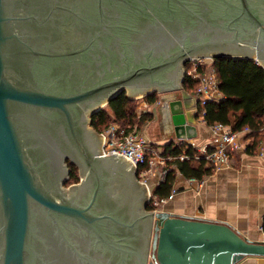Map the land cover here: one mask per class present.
I'll return each mask as SVG.
<instances>
[{
	"label": "water",
	"instance_id": "95a60500",
	"mask_svg": "<svg viewBox=\"0 0 264 264\" xmlns=\"http://www.w3.org/2000/svg\"><path fill=\"white\" fill-rule=\"evenodd\" d=\"M200 57L264 67V0H0V264L264 256V241L226 223L145 210L132 162L102 155L89 126L122 91H179L169 101L174 136L193 139L183 65ZM66 158L82 177L68 189Z\"/></svg>",
	"mask_w": 264,
	"mask_h": 264
},
{
	"label": "built area",
	"instance_id": "2783aa9c",
	"mask_svg": "<svg viewBox=\"0 0 264 264\" xmlns=\"http://www.w3.org/2000/svg\"><path fill=\"white\" fill-rule=\"evenodd\" d=\"M212 58L200 57L193 58L189 62V66L185 69V73L191 79L197 81L195 91L190 93L193 99V105L187 109L194 112V125H201L207 131L208 141L198 144L193 139H170L177 145L182 147V151L178 155L166 154L162 155V147L156 142L149 140L145 134V128H138L137 125L131 129H126L119 123H111V125L101 133L102 136V155L120 154L132 162L136 177L139 182L144 183L147 190L148 203L152 206L151 210L159 211L162 206L176 194V187L172 186L167 197H158L154 191L159 182L162 181L169 171L168 162L175 159L180 161L188 160L191 157L202 160L204 166L217 170L230 164L231 158L235 152L246 150L253 141L248 135L249 127L241 130H233L229 125L214 122L208 124L204 119L205 105L208 102L218 101L222 98V93L218 87V75L212 66ZM183 87V86H182ZM181 98L179 91L167 92L160 95L155 102H147L151 109L160 106L162 113L166 119L171 122L169 114V101ZM139 116V112L136 113ZM147 125V122H145ZM190 145L193 152L190 154L185 148ZM256 153L264 158V141H260L256 148ZM150 177H155V181H148ZM186 179V178H185ZM192 184L197 179H186ZM262 230V229H261Z\"/></svg>",
	"mask_w": 264,
	"mask_h": 264
},
{
	"label": "trees",
	"instance_id": "16d2710c",
	"mask_svg": "<svg viewBox=\"0 0 264 264\" xmlns=\"http://www.w3.org/2000/svg\"><path fill=\"white\" fill-rule=\"evenodd\" d=\"M188 66L189 64L186 65V68ZM212 66L218 75V87L222 98L206 103L204 119L208 124L214 122L227 124L233 130L249 127L248 135L253 138V141L248 148L254 151L257 144L264 141V67L255 60L231 57L213 58ZM196 85L197 81L185 73L182 80L183 88L189 93H193ZM158 99V92L152 91L144 95L141 101L155 102ZM137 102L127 96L125 91L120 92L109 100L106 104L107 108H102L91 115L92 126L98 132H103L112 122H117L126 129H131L136 124L139 125L145 120L151 119L152 116L149 112L142 111L139 116L135 113L134 110L139 104ZM161 147L162 155H178L182 151V147L173 140L161 144ZM185 151L191 154L193 148L188 145ZM168 165L171 166L169 171L154 191L158 197L169 195L177 173L186 179L200 180L214 171L212 168L204 166L202 160L193 157L183 161L175 159L168 162ZM70 166L71 171L65 185L79 179L77 167ZM151 208L152 206L148 203L147 209Z\"/></svg>",
	"mask_w": 264,
	"mask_h": 264
},
{
	"label": "crops",
	"instance_id": "0c3cea01",
	"mask_svg": "<svg viewBox=\"0 0 264 264\" xmlns=\"http://www.w3.org/2000/svg\"><path fill=\"white\" fill-rule=\"evenodd\" d=\"M147 102L141 101L139 110L149 112L152 116L150 121H153L155 109H151ZM170 126L164 123L158 132L146 126L145 134L149 140L161 145L175 139L172 124ZM196 129L194 142L208 141L204 127L198 125ZM174 186L176 194L160 210L226 223L242 237L264 241V158L255 149L235 152L228 166L214 170L192 184L177 173ZM236 264H264V256H248Z\"/></svg>",
	"mask_w": 264,
	"mask_h": 264
},
{
	"label": "rangeland",
	"instance_id": "374dc122",
	"mask_svg": "<svg viewBox=\"0 0 264 264\" xmlns=\"http://www.w3.org/2000/svg\"><path fill=\"white\" fill-rule=\"evenodd\" d=\"M187 64H189V62H188ZM157 92H158V91H157ZM158 94H159V97H160V95L163 94V93L158 92ZM142 98H143V96H139V97H137V98H133V99H135V100L138 101L137 103H139L138 105L136 104L137 106H136V108H135V110H134L135 113L139 112V115H141V113H142V111L139 110V107H140V105H141V100H142ZM103 108H107L106 105H104ZM162 112H163V111H162L161 107H160V106H157V108L154 110V113H152V114H153V121H150L151 119L145 120L144 123H142V124H139V125L136 124L137 127H138V128H144V127L148 126L147 129H148V128H151V130H153L154 132H158L159 129H162L161 125H164V123L168 124V126L171 127V126H170L171 124L169 123V120L166 119V117H164L165 115H164ZM163 115H164V116H163ZM151 118H152V117H151ZM148 121H150V123L147 124V125H145V122H148ZM112 123H115V122H112ZM149 125H150L151 127H149ZM155 180H156L155 177H150V178L148 179L149 182H150V181L153 182V181H155ZM150 210H151V209H150Z\"/></svg>",
	"mask_w": 264,
	"mask_h": 264
},
{
	"label": "flooded vegetation",
	"instance_id": "af4514ba",
	"mask_svg": "<svg viewBox=\"0 0 264 264\" xmlns=\"http://www.w3.org/2000/svg\"><path fill=\"white\" fill-rule=\"evenodd\" d=\"M60 1H63V0H60ZM191 59H193V58H191ZM190 59V60H191ZM190 60L189 61H187L184 65H183V73L185 74V69H186V65H187V63L188 62H190ZM184 74H183V77H184ZM153 91H157V90H153ZM152 92V91H151ZM126 93V92H125ZM109 102V101H108ZM103 108V107H102ZM101 108V109H102ZM99 111V110H98ZM97 112V111H96ZM95 113V112H94ZM93 114V113H92ZM91 114V115H92ZM91 115H89V126H91L96 132H98L93 126H92V124H91ZM100 135H101V133L100 132H98ZM100 148L102 147V136H100ZM64 164H65V166H66V168H67V173L65 174V176H66V178H65V180H64V182L62 183V187H64V188H66V189H68L71 185H76V184H78L80 181H81V179H82V177H81V175H80V170H79V167H78V165L76 164V163H71V161H70V159L69 158H66L65 160H64ZM70 165H74V166H76L77 167V170H78V174H79V179H78V181H76V182H71V183H69V184H67V185H65V183L67 182V180H68V178H69V173H70V171H71V166ZM141 199H142V202H143V194H142V197H141ZM147 204H148V198L146 199V203H145V210H148L147 209ZM150 250H151V247H150ZM149 254H150V251H149Z\"/></svg>",
	"mask_w": 264,
	"mask_h": 264
}]
</instances>
